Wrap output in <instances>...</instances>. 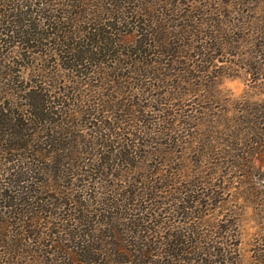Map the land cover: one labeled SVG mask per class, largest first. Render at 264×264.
Listing matches in <instances>:
<instances>
[{
	"label": "trees",
	"instance_id": "16d2710c",
	"mask_svg": "<svg viewBox=\"0 0 264 264\" xmlns=\"http://www.w3.org/2000/svg\"><path fill=\"white\" fill-rule=\"evenodd\" d=\"M222 1L0 0L3 35L24 43L69 39L73 50L83 35L99 52L81 51L77 63L99 64L109 53L119 54L112 68L122 67L105 76L114 84V103L98 100L82 121L75 118L83 109L59 112L55 91L41 85L23 89L25 113L0 111V165L9 163L0 173V264H238L246 236L260 237L250 249H256L252 264H264V214L242 233L226 205L241 198L230 190L233 177L246 182L262 167L264 99L228 100L213 117L217 130L210 137L231 136L232 159L225 151L206 152L208 143L199 139L206 106L195 108L194 119L164 108L183 100L170 96L187 69L203 74L188 76V92L203 93L199 101L214 106L212 78L224 72L213 73L210 61L251 39L245 6L254 1L261 10L262 0ZM155 51L181 72H161ZM183 124L185 133H177ZM233 168L239 175H230ZM256 192L248 187L249 198Z\"/></svg>",
	"mask_w": 264,
	"mask_h": 264
},
{
	"label": "rangeland",
	"instance_id": "374dc122",
	"mask_svg": "<svg viewBox=\"0 0 264 264\" xmlns=\"http://www.w3.org/2000/svg\"><path fill=\"white\" fill-rule=\"evenodd\" d=\"M231 1L232 0H223L222 2L229 4ZM254 3L253 1L245 6L246 9L249 10L246 12L247 16H249L246 24L250 26L247 30L252 32L251 39L233 43L230 50H226V52L223 51L220 57L216 56L210 61L214 69L213 73L216 71H221V73L224 72L222 76L212 78V81L215 80L217 83H212L210 74L202 77L204 80H208L206 83L207 85L210 83L213 84L208 94H212L214 98L215 96L219 97L214 100L216 102L212 103L214 106L205 105L199 101L204 100L203 96H201L203 93L197 91L193 93L192 90L188 92L187 86L190 87L191 85H185L188 76L194 74L201 78L203 75L196 71L190 73L189 69L180 74L179 83L178 81L173 83L175 89L170 96L175 98L180 97L183 100H173L174 103H171V105H167L166 103L164 106V108L167 109V107H169V109L177 113L185 112L186 114L193 115V119L198 113L197 111L195 112V108L198 107L199 104L206 106L209 116H203V128L199 130L202 135L199 136V139L204 143H208L206 152L213 153L217 150L220 153H224L225 151L227 157L231 159L232 156L229 153L233 152L235 148V145H232L233 139L230 138L231 136L221 135L214 139H211L210 136L215 134L217 130V121L213 120V117L218 113V110L222 111L220 107H225L228 100L233 101L243 96H246L247 99L251 101L264 99V0L261 1V10L260 8L255 9ZM229 10H231V6ZM234 14L235 12L232 13V16L237 17V15ZM0 19L2 20L3 17H0ZM1 23L2 21H0V28L3 27ZM78 26V24L73 25L75 28H78ZM77 38L84 40L77 43L79 46L73 47V50L66 47V44L70 41L69 39L53 41L48 38L42 42L30 41L29 43H24V40L20 37L3 35L0 29V111L6 113L7 110H15L19 113H25L27 104L24 98L20 97L24 95L25 90L23 89L28 90L35 86L39 87L40 85L43 87L41 91H50V89L55 91L56 98H54V100H58L56 107L59 112L62 110L65 113V111L71 109H83L84 113L79 114L75 118H78L77 120L82 121V119L88 116L87 113H90L89 111L92 110L93 104L98 100V103L105 105V107L113 104L115 98L118 96L113 90V82H108L105 76L110 73L116 75L120 72L119 69L122 67L118 70L112 68L118 67V63L115 62L119 54L118 56H116V54L113 56L106 53L107 56L104 58L103 62L99 64L96 62L95 65H90V61H86L84 66V63H77L75 55H78L81 51L83 54H88L89 52L96 53L99 51L95 49L91 51L90 44H92V40L86 39L83 35H79ZM199 42L200 41L197 39V43ZM170 43V40L166 43L167 51H171L168 46ZM113 44H118L129 49L128 43L121 40H115ZM132 49L143 51V49L137 48L134 44H132ZM152 53L154 55L152 57L153 59L164 63L159 67L161 72L165 74L181 72L182 67L179 68L178 63H171L170 66L165 65L166 60L163 55H161V51ZM209 53L214 54L211 51ZM219 53L220 51H216V54ZM139 61H142V58H140ZM198 63L201 64L200 62ZM85 67L91 71L83 70ZM90 67L92 69H90ZM92 70H97L99 74L103 75L98 76L93 73ZM114 80H116L117 83L119 81L117 78H114ZM169 83L170 81H166L164 85L167 86ZM20 84L22 86H19ZM182 86L184 88H181ZM196 87L203 88L200 85ZM100 107L101 105L97 106L98 112L101 114ZM2 108L7 110H2ZM169 109L167 112H171ZM103 115H106L109 119L113 114L107 111L103 112ZM184 126L186 127L187 125H180L177 133H185ZM84 127L85 126L82 124V128ZM183 135L184 134H182V136ZM185 140H187V138ZM182 141H184L183 138ZM181 148V156L183 155V158L187 159L189 156L186 152L183 154V145ZM258 151H260L258 158L261 162L260 166H262L260 171L256 172L254 169L251 170V173L248 174L246 178V182L240 181L242 179L240 176L238 178L233 177V187L230 188V190L232 192L239 191L241 198H237L235 202L226 204L232 208L231 211H235V214L238 215L237 218L239 221L237 223L239 225L233 228L236 230L239 229L242 233L253 231L254 227L257 225L256 220L261 218L264 214V144H262ZM6 155L7 154H5L4 157ZM191 157L194 158L193 156ZM218 160L223 162L228 161L227 158L224 160L220 158ZM185 161L186 160H183V162ZM215 161L216 159H214V162ZM253 163L258 165L256 160H254ZM8 165L9 163L3 162V164L0 165V173L3 172ZM238 173L239 172H237L235 168L230 171L231 176L239 175ZM248 187H252L257 191L254 193L255 195L253 198H249V194L247 193ZM243 192H245V194ZM230 195L231 192L228 193L227 197L229 198ZM250 199L253 205L249 203L248 200ZM221 218L222 217H218L217 219ZM251 238L252 237L246 236L242 239V242L239 243L238 264H252V258L256 253V249H250L254 244L259 243L260 237L254 236L252 240Z\"/></svg>",
	"mask_w": 264,
	"mask_h": 264
}]
</instances>
